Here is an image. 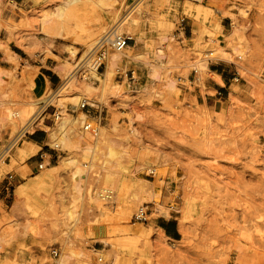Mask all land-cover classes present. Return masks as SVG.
I'll return each instance as SVG.
<instances>
[{
	"label": "rangeland",
	"instance_id": "1",
	"mask_svg": "<svg viewBox=\"0 0 264 264\" xmlns=\"http://www.w3.org/2000/svg\"><path fill=\"white\" fill-rule=\"evenodd\" d=\"M133 2L39 0L26 7L0 0V50L7 55L0 65V133L12 137L41 117L43 106L57 107L62 118L49 130L48 144H61L62 152L49 168L59 166L63 157L77 162L60 169L42 204L22 201L12 211L17 196L11 202L0 199V264H59L64 255L63 264H117L121 255L130 257L131 264H140L142 258L146 264H264V0H210V6L225 15L235 13L230 15L233 26L225 42L208 33V40L202 36L194 45L186 35L181 39L177 35L178 17L171 8L182 5V0ZM195 9L198 14L213 13L184 2L186 15ZM61 12L67 27L74 29L71 38L44 36L43 20ZM108 13L114 20L107 19ZM118 22L124 25L116 30L132 37L145 27L155 35L146 51L128 48L131 56L124 64L137 70L138 81L119 83L118 65L108 82L94 73H86L87 80L77 77L74 68L85 62L86 46L95 44ZM70 48L76 50L75 57ZM210 51L214 56L207 58ZM49 58L59 66L70 62L67 68L73 71L67 77L61 75L57 89L47 88L40 96L43 89L40 84L36 87V77ZM213 62L229 75L235 68L240 72L231 95L217 109L198 104L184 89L203 88ZM107 68L98 74L102 77ZM22 77L27 80L20 81ZM88 85L97 89L89 92ZM49 95L55 97L52 102L47 101ZM85 98L104 107L97 119L102 129L96 141L82 133L86 114L79 106ZM34 101L39 103L36 113L27 114ZM9 111L23 117L14 119L18 125L12 134ZM153 167L155 177L148 175ZM79 169L85 175L77 193ZM131 176L139 187V200L132 197ZM119 187L126 190L125 207L130 213L120 208ZM141 187L155 194L144 195ZM100 189L114 190L115 202L101 201ZM143 204L153 211L150 235L138 239L133 250L129 242L113 251L88 248L95 243L90 240L92 234L102 227L116 228L124 216L128 226ZM170 213L180 220L181 238L175 242L153 224ZM53 247H61L60 257L51 256ZM16 252L23 257L14 256ZM99 257L104 258L102 263Z\"/></svg>",
	"mask_w": 264,
	"mask_h": 264
},
{
	"label": "crops",
	"instance_id": "2",
	"mask_svg": "<svg viewBox=\"0 0 264 264\" xmlns=\"http://www.w3.org/2000/svg\"><path fill=\"white\" fill-rule=\"evenodd\" d=\"M182 1V5L174 4L176 7H179V9L175 12V15L177 17H179V15H184L187 18L184 36L186 35V40L188 42L193 43L194 45V41L201 38L202 36L206 37V40H208V33H214L220 39V42H225L228 34L230 33V28L234 23L230 15L235 13H229L228 15H225L222 11L212 8L209 4L210 0ZM37 2H39V0H14V3H21L26 7H31ZM184 2H188L196 7L203 6L206 10L213 11V13L203 12L198 14L197 10L195 9L192 15L188 16L184 13ZM177 35L179 39L182 38L181 33H177ZM153 38H155V35L150 33L149 29L146 27L141 28L138 31L136 38L133 37V41H131L128 48L137 52L146 51L148 46L147 43ZM53 54L57 56V54ZM6 56V52L0 50V65L7 61ZM20 59L24 60L22 56H20ZM118 66H120L118 68L117 74V78L120 79L118 80L119 83H125V80L134 82L138 81L139 76L137 70L126 68L124 61H121ZM58 68V61L53 58H49L45 64L42 63L39 67V72L36 77V87H38L40 84L43 89L40 96L46 93L45 90L47 88L57 89L61 85L62 76L59 73ZM30 72V70L27 71L28 74ZM131 72L135 73V79H131ZM125 74H128V77H126ZM233 76L234 74L232 73V75H229L226 68H224L220 63H210L209 73L204 79L203 88L192 86L191 88H194V91H188L185 87V95H190L192 98H195L198 104L217 109L218 105H223L228 95H231V88L234 83ZM23 79L25 78L22 77L20 81ZM91 104V107L82 111L88 118L97 120L99 119L98 117L103 116L104 107H101V105L96 102ZM72 109H75V107H72ZM55 110L61 113L59 108L50 106L41 117L34 121L30 135L23 139L17 150L13 153L12 162L7 166V168L12 167L16 171L19 181L16 190L23 183L22 181H25L27 176L31 177L33 173L35 174V172H37L36 163L38 154L43 150L49 151V149L46 147L50 139L49 130L56 126L53 118V113ZM73 111L77 112L78 110ZM94 114L98 116H93ZM15 132L16 130L12 131L11 134ZM24 166L27 167L26 172L21 170ZM29 171H31L32 174H29ZM170 210L172 212H178L175 207L172 209L170 206ZM124 217L120 218L122 224L116 228L102 227L96 231L95 234H92L90 236V240H93L95 243L88 248L94 249L98 252L113 251L114 249H123V247L129 245V243H132L133 245L131 244L129 248L133 250V246L135 245L134 243H136L138 239H145L150 235V222L146 225L133 223L132 217L131 223L127 226L124 224L126 221ZM153 224L156 228V231L164 234V236L170 241L175 242L180 240L181 228L178 216H174L170 213L169 216H163L162 218L154 219ZM59 248L61 250V247ZM129 254H133V251L129 252ZM13 255L18 258L23 257L21 252H16Z\"/></svg>",
	"mask_w": 264,
	"mask_h": 264
},
{
	"label": "built area",
	"instance_id": "3",
	"mask_svg": "<svg viewBox=\"0 0 264 264\" xmlns=\"http://www.w3.org/2000/svg\"><path fill=\"white\" fill-rule=\"evenodd\" d=\"M14 2V0H10ZM145 0H134L133 4L139 3ZM179 7L172 5V12H176ZM187 18L184 15H179L178 17V31L184 35L186 28ZM106 41L99 42L91 56L86 62H80L76 65L75 73L79 76H83L85 80L89 78V75L86 73H100V71L105 68L108 64V53L110 51L121 54L124 52L130 45L131 41H133V37L126 33L113 30L108 34ZM214 56V52L210 51L206 57L212 58ZM86 64V65H85ZM87 69L84 71V69ZM196 73L198 71L195 70ZM131 79H135V73L131 72ZM128 77V74H125ZM82 78V77H81ZM233 80L238 82L240 80V72L237 68H235ZM91 102L89 99H83L80 103L79 108L81 110H86L91 107ZM48 107L43 106L42 114H44ZM19 117V113L17 111H13L12 118L16 119ZM54 122L57 123L61 118L62 114L55 110L53 113ZM34 124L33 121H29L25 124L21 129L17 131L14 136L6 137L0 133V199L4 202L14 201L16 198V187L18 185V176L14 168H7L9 164L12 162L13 153L17 150L21 142L26 136L30 135L31 124ZM33 127V126H32ZM82 133L88 136L93 141H96L101 136L102 123H99L95 119L88 118L82 121ZM47 150H43L38 154V159L36 163V170L38 173L44 171L45 169L51 167L53 163H57L61 158L60 152H62L61 144L55 143L54 145L48 144ZM88 165V164H87ZM85 164V167H87ZM148 175L151 177H155L157 175V169L151 168L148 169ZM115 191L112 189H100L97 191L98 198L103 201L105 204L111 205L115 202ZM174 209V206H171ZM153 211L148 205H141L133 215V223L138 224H148L152 217ZM51 256L53 258H58L61 255L60 248L53 247L51 250ZM104 261L103 257L98 258V262L102 263Z\"/></svg>",
	"mask_w": 264,
	"mask_h": 264
},
{
	"label": "bare ground",
	"instance_id": "4",
	"mask_svg": "<svg viewBox=\"0 0 264 264\" xmlns=\"http://www.w3.org/2000/svg\"><path fill=\"white\" fill-rule=\"evenodd\" d=\"M161 1L164 2V0H161ZM63 16H66V15L63 14V12H61V13L55 14L54 17H52V18L43 20V22L41 24V28H40L41 33L44 36H46L50 39H53V40L54 39H70L71 36L73 35L72 33H73L74 29L70 28L69 26L67 27ZM107 19L114 20V19H112V15L109 13L107 15ZM123 25L124 24L118 22L113 27V29H110L109 32H105L97 41H95V44H91L89 46H86L87 48H86V53L84 54V56H85L84 61L86 62L89 59V57L91 56V54L95 50L96 45L99 42L106 41V39H107L106 36L108 34H110L111 31L119 29ZM74 38H77V37H74ZM70 50H71L72 57H75V55L77 53L76 50L74 48H70ZM127 51H129L128 48L119 55L117 53H112L111 56H109L108 68H107L105 74L102 77L97 73H95L94 75L96 77H98L99 79H101L103 82L111 81L113 78V74H114V68L121 61H124L125 59H127L128 57L131 56V54H128ZM68 65H70V62L64 61L58 68L59 73L64 77L71 75V73L73 71V70L71 71V69L67 68ZM73 66H75V65H73ZM204 66H206V65H204ZM202 68H206V67H202ZM74 69H76V67ZM94 89H97V88L94 87L93 85L87 86V91H89V92H92ZM49 96H51V95H49ZM54 99H55V97L51 96L47 101L52 102ZM43 101L45 102V100H43ZM38 104H39L38 101L32 102L31 106L28 107V109H27V114L34 115L36 113L37 108H38ZM12 113H13V111H9L8 120L12 125V129H14V131H15L17 129V125H18V123H17L18 119L14 120L12 118ZM22 118L23 117H22L21 113H19V119H22ZM21 121H23V120H21ZM61 141L65 146L68 144V141L65 138L62 139ZM20 163H21V161H20ZM76 163L77 162L70 157H63L59 166L47 168L44 171H42L40 174H38L34 177H28L27 176L25 181L16 190L17 201L14 203V205L12 207V211H16L19 208L22 201H25V203L33 205V206H37L39 204H42L44 202V196L49 195L51 193L53 183L55 181L56 176L59 175L60 169H66L67 167L76 165ZM84 168H86V169L88 168L87 169L88 171H89V169H91V167H88V165H87V167H85V165H84ZM22 169L25 172L27 171L26 166H24ZM84 175L85 174H83L80 169L75 174V179L77 181V183L75 185V192H77V193L80 192L82 187H83V182L81 181V179ZM130 183L133 186L132 197H134L136 200L137 199L139 200L138 194L136 193L137 189L139 187H138L136 181L132 178V176L130 177ZM140 190H141V193L144 195L147 194L148 196H151V195L155 194L154 191L147 192L142 187ZM118 192H119L118 203L120 204V208L122 210L128 211L130 213V209L125 207V205H128V199H129L126 195V190L123 189L122 187H119ZM80 198L81 197H79L78 199L80 200ZM95 203H97V202H95ZM65 258H66V255H64L60 259L59 264H63ZM144 261L146 262V260L145 259L143 260V258H142L141 261H139V263L140 264H146V263H144ZM117 264H131V259H130V257H126L125 255H121L118 258Z\"/></svg>",
	"mask_w": 264,
	"mask_h": 264
},
{
	"label": "trees",
	"instance_id": "5",
	"mask_svg": "<svg viewBox=\"0 0 264 264\" xmlns=\"http://www.w3.org/2000/svg\"><path fill=\"white\" fill-rule=\"evenodd\" d=\"M16 52H17L18 54L22 55V52L19 51L18 49H16Z\"/></svg>",
	"mask_w": 264,
	"mask_h": 264
}]
</instances>
